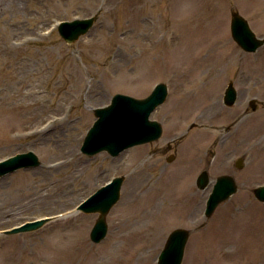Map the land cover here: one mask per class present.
<instances>
[{"label": "rangeland", "instance_id": "rangeland-1", "mask_svg": "<svg viewBox=\"0 0 264 264\" xmlns=\"http://www.w3.org/2000/svg\"><path fill=\"white\" fill-rule=\"evenodd\" d=\"M234 13L264 38V0H0V160L33 151L41 162L0 177V264H157L180 227L191 230L182 264H264V202L253 193L264 185V46L248 53L235 42ZM93 15L74 43L59 35V22ZM160 82L169 94L151 114L163 126L158 141L115 157L81 152L96 108L117 93L145 98ZM230 82L233 106L223 102ZM212 89L216 119L197 102ZM204 169L212 183L201 190ZM222 174L239 190L206 218ZM117 176L120 199L94 243L98 214L74 211ZM126 198L136 211L121 206ZM48 216L57 218L1 233Z\"/></svg>", "mask_w": 264, "mask_h": 264}, {"label": "water", "instance_id": "water-1", "mask_svg": "<svg viewBox=\"0 0 264 264\" xmlns=\"http://www.w3.org/2000/svg\"><path fill=\"white\" fill-rule=\"evenodd\" d=\"M96 19L97 16H93L71 22H61L58 27L59 34L67 43L72 44L90 30ZM231 33L236 43L246 52L255 53L264 45V38L258 37L248 21L238 13L232 16ZM167 96L168 85L166 83H158L150 95L144 99L116 94L108 106L94 110L96 121L83 141L81 152L93 156L106 151L112 156H117L131 147L158 140L163 134V127L160 122L152 120L150 116L157 107L166 101ZM237 96L233 83H230L225 91L224 103L228 106L234 105ZM250 106L256 110L257 103L254 99L250 101ZM40 163L39 157L33 151L17 154L0 161V177L19 169L37 167ZM242 166L243 159L240 158L236 161V167L240 169ZM124 181V176L114 177L77 208L78 211L87 214H99L90 233V238L94 243H100L107 235L106 218L120 199ZM210 182L208 171H202L197 179L198 187L205 189ZM237 191L238 184L234 176L225 174L217 177L206 203L205 215L210 217L221 203L230 199ZM253 192L258 200L264 202V185L256 187ZM50 220V218H43L27 222L6 233L14 234L36 230ZM189 237L190 231L187 229L173 230L158 256L157 263L182 264Z\"/></svg>", "mask_w": 264, "mask_h": 264}, {"label": "bare ground", "instance_id": "bare-ground-1", "mask_svg": "<svg viewBox=\"0 0 264 264\" xmlns=\"http://www.w3.org/2000/svg\"><path fill=\"white\" fill-rule=\"evenodd\" d=\"M221 60V59H220ZM221 64H222V62H221ZM220 68H223V65H221L220 66ZM224 69V68H223ZM218 94H217V91H214V89H212V91L210 92V94H207V93H203L202 94V96L201 97H199L198 99L199 100H197V102H200V103H202V101L203 100H206V103H208L207 104V106L206 107H204V108H202V109H205V108H207V109H210V110H212V111H214V119H216V118H218L219 116H220V113H221V108L219 107V104H220V102H219V100H218V96H217ZM207 96V97H206ZM185 105H187V104H185ZM196 105H195V103H194V105L192 106V109L195 107ZM197 109V108H196ZM213 116L211 117V119H213ZM140 172V171H139ZM160 190H161V188H160ZM167 191H169V190H167ZM127 193H128V189H126L125 190V192H124V195L125 196H127ZM146 195V194H145ZM128 199L126 198V200H125V202L124 203H122V207L123 208H126V210L129 212L130 210H128L129 208H130V206L133 204V203H131V201H127ZM140 207V206H139ZM133 209H131V211H130V213H132V212H134V211H136V209L134 208V205H133V207H132ZM125 210V211H126ZM133 210V211H132ZM76 250H79L78 248L76 249ZM108 251L107 252H105L106 254H109V253H112V251L110 250V249H107ZM80 253H82V252H80ZM83 255H86V253H83ZM88 262H92V260H90V259H86ZM86 261V262H87Z\"/></svg>", "mask_w": 264, "mask_h": 264}, {"label": "flooded vegetation", "instance_id": "flooded-vegetation-1", "mask_svg": "<svg viewBox=\"0 0 264 264\" xmlns=\"http://www.w3.org/2000/svg\"><path fill=\"white\" fill-rule=\"evenodd\" d=\"M167 149L169 150V146H167ZM168 159H169V157H168Z\"/></svg>", "mask_w": 264, "mask_h": 264}]
</instances>
